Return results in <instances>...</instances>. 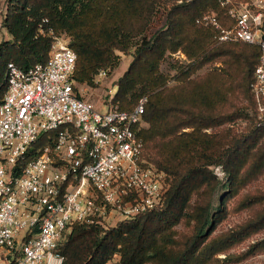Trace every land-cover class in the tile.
I'll return each instance as SVG.
<instances>
[{"label": "trees", "instance_id": "trees-1", "mask_svg": "<svg viewBox=\"0 0 264 264\" xmlns=\"http://www.w3.org/2000/svg\"><path fill=\"white\" fill-rule=\"evenodd\" d=\"M167 1L5 0L2 25L7 38L0 41V99L6 89L8 62L21 69L46 62L52 39L47 34L49 29L70 36L69 46L77 55L75 84L93 85L94 74L116 64V51L129 54L134 48L128 67L117 81L111 104L130 111L145 97L143 120L148 126L138 131L143 142L142 156L166 174L168 187L160 207L110 227L88 222L72 224L57 248L63 258L61 264H107L115 256L118 260L114 264H208L215 255L264 228L263 209L236 230L220 237L210 236L226 215V199L264 170V121L257 116L250 89L260 50L257 45L242 41L220 42L215 28L196 22L199 16L211 12L222 26L231 25L233 21L219 0H172L170 4ZM160 6L166 12L165 24L148 36L147 29ZM113 10L120 17H102L99 38L89 36L85 28ZM209 40L211 47L201 50ZM178 50L191 57L195 54L199 63L223 55L239 58L236 64L242 63L245 71L243 93L248 110L236 107L213 113L201 110L195 104L196 97L189 100L180 93L169 95L166 88L153 92L151 87L158 77L161 60ZM203 99L207 101L208 97ZM237 119L248 121L246 130L228 135L223 144L202 132ZM183 128L192 131L178 133ZM55 134L56 131L42 134L36 146L49 143ZM216 166L220 167L224 181L214 172ZM219 185L227 190L214 207L212 194ZM200 195L207 198L192 206L193 197ZM262 201L264 195L247 196L239 202V208ZM183 219L193 222L192 229L178 241L174 227ZM261 249L264 237L248 250Z\"/></svg>", "mask_w": 264, "mask_h": 264}, {"label": "built area", "instance_id": "built-area-1", "mask_svg": "<svg viewBox=\"0 0 264 264\" xmlns=\"http://www.w3.org/2000/svg\"><path fill=\"white\" fill-rule=\"evenodd\" d=\"M219 3L231 25L222 26L211 12L196 22L215 28L220 42L258 46L250 89L264 121V0ZM4 12L0 36L6 33ZM47 34L52 39L45 63L26 69L6 65L0 99V264H61L57 248L72 224L107 227L109 218H133L160 207L168 187L165 172L142 156L138 131L144 127L145 97L130 111L111 103L107 112L95 109L76 94L77 55L70 37L51 29ZM50 131H56L54 139L36 146ZM219 170L216 166L217 175Z\"/></svg>", "mask_w": 264, "mask_h": 264}, {"label": "rangeland", "instance_id": "rangeland-1", "mask_svg": "<svg viewBox=\"0 0 264 264\" xmlns=\"http://www.w3.org/2000/svg\"><path fill=\"white\" fill-rule=\"evenodd\" d=\"M171 1L169 0L166 3L170 4ZM161 3L164 4V0ZM4 7L5 0H0V16L3 15ZM163 7L160 6L157 9L146 35L150 36L155 30L164 26L166 12ZM106 15L114 19L120 17L119 12L113 10L112 12L103 14L101 18L94 19L85 28L89 36L99 38V33L103 31L102 17ZM5 37V33L1 34L0 41L4 40ZM210 47L211 42L209 40L201 50H204V48L208 50ZM133 49H130L129 54L116 51V54H118L116 64L106 69V75L103 77L98 78L94 74L93 85L76 82L75 88L80 96L91 102L93 107L100 112H107L111 99L117 89V81L130 63L132 58L130 53ZM196 59L195 54L191 57L184 51L178 50L174 53H168L159 64L158 77L155 78V83L151 87L153 88V92L166 88L169 95L180 93L182 96H187L189 100L196 97L198 100L195 104L201 110L207 109L213 113L228 112L236 107L248 110V100L243 93L245 71L242 63L236 64L239 58L223 55L222 57H217L212 61L203 63L197 62ZM204 96L208 97L207 101L203 99ZM190 103L192 104V102ZM247 125L248 121L246 119H237L221 126L203 129L202 132L211 134L217 143L223 144L228 135H238L244 132ZM147 126L148 124L144 122V127ZM190 131H192V128H183L178 133ZM213 170L215 172V167ZM216 172L219 173L218 176L224 181L225 177L221 169ZM226 190L227 188L224 189L219 185L213 192L212 205L214 207L217 206L220 195ZM251 195H264V170L251 180L242 183L238 187L237 193L230 195L226 199V215L216 224L215 229L210 235L211 237L224 236L236 230L264 209V201L249 208H239V202ZM206 198V195L194 196L191 205L193 206L195 201L200 202ZM114 221L113 218H109L105 225L108 227L114 226L117 223ZM192 224L193 222L183 219L174 227V234L178 241L184 239L191 232ZM263 237L264 228L235 243L224 252L215 255L208 264H264V249L252 252L248 250L252 243Z\"/></svg>", "mask_w": 264, "mask_h": 264}, {"label": "crops", "instance_id": "crops-1", "mask_svg": "<svg viewBox=\"0 0 264 264\" xmlns=\"http://www.w3.org/2000/svg\"><path fill=\"white\" fill-rule=\"evenodd\" d=\"M6 34V33H5ZM5 38H7V34H6V37ZM118 260V257H114V259L113 260H111V261H109L107 264H113V263H115L116 261Z\"/></svg>", "mask_w": 264, "mask_h": 264}]
</instances>
